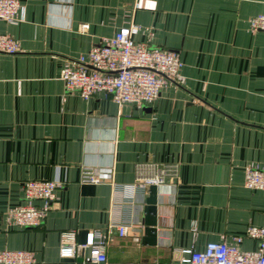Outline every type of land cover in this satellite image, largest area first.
<instances>
[{
  "label": "crops",
  "instance_id": "obj_1",
  "mask_svg": "<svg viewBox=\"0 0 264 264\" xmlns=\"http://www.w3.org/2000/svg\"><path fill=\"white\" fill-rule=\"evenodd\" d=\"M264 0H20L0 33L19 46L0 52V249L34 253L35 264L87 263V251L60 258V234L83 242L109 222L104 264H178L181 249L232 241L264 227V189L244 186V168L264 164V31L248 18ZM134 39L178 53V84L151 104L118 105L96 92H67L60 69L121 26ZM176 163V178L143 188L137 166ZM85 168L107 173L83 182ZM29 180H55L43 222L6 218ZM257 243L244 237L243 250ZM100 264V263H96Z\"/></svg>",
  "mask_w": 264,
  "mask_h": 264
},
{
  "label": "built area",
  "instance_id": "obj_2",
  "mask_svg": "<svg viewBox=\"0 0 264 264\" xmlns=\"http://www.w3.org/2000/svg\"><path fill=\"white\" fill-rule=\"evenodd\" d=\"M20 0H0V21H13L18 16ZM251 31H264L263 10L248 18ZM137 26H121L111 36L102 38L92 45L86 57L69 60L60 69L67 92H75L87 99L96 92H103L118 105L140 107L151 104L166 82L180 84L181 61L178 53L166 48L149 46L134 39ZM19 50L17 42L9 35L0 33V52L14 53ZM149 169L137 166L135 183L143 188L159 185L168 178H176V163L162 165L149 163ZM108 178L107 173L94 168H85L81 180L100 183ZM244 186L264 189V164L247 165L244 168ZM61 185L55 180H29L23 185V200L6 211L7 220L17 226L40 225L47 212L52 209L55 190ZM131 224L112 221L105 229H92L83 242L76 240L73 230L60 234L58 255L73 259L87 251V263L106 262V247L113 234L124 236ZM256 241L255 249L243 250V238ZM178 264H264V227L250 225L243 235L233 236L231 242L220 240L205 244L202 250L184 248ZM34 253L23 249H0V264H35Z\"/></svg>",
  "mask_w": 264,
  "mask_h": 264
},
{
  "label": "rangeland",
  "instance_id": "obj_3",
  "mask_svg": "<svg viewBox=\"0 0 264 264\" xmlns=\"http://www.w3.org/2000/svg\"><path fill=\"white\" fill-rule=\"evenodd\" d=\"M14 21V20H13ZM13 21H6V22H13ZM17 46H18V43H17ZM19 47V46H18Z\"/></svg>",
  "mask_w": 264,
  "mask_h": 264
}]
</instances>
